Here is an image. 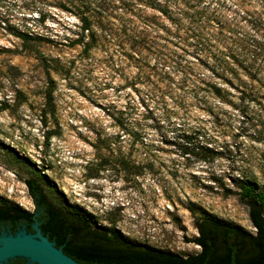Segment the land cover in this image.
<instances>
[{"label":"rangeland","instance_id":"374dc122","mask_svg":"<svg viewBox=\"0 0 264 264\" xmlns=\"http://www.w3.org/2000/svg\"><path fill=\"white\" fill-rule=\"evenodd\" d=\"M32 178L174 256L199 216L254 234L236 184L264 189V0H0V204L33 213Z\"/></svg>","mask_w":264,"mask_h":264},{"label":"trees","instance_id":"16d2710c","mask_svg":"<svg viewBox=\"0 0 264 264\" xmlns=\"http://www.w3.org/2000/svg\"><path fill=\"white\" fill-rule=\"evenodd\" d=\"M234 62L229 64L221 58L212 67L215 77L229 85L234 78L241 83L237 72L247 68L242 67V62ZM216 86L213 89L219 93L220 88ZM25 186L37 207L36 211L42 210L38 217L41 233L79 264H264V189L250 179L238 180L236 188L239 201L248 209L255 233L249 234L210 216H199L195 222L198 235L192 242L200 251L185 258L138 246L114 232L92 226L78 213L62 212L47 199L37 179L26 180ZM32 218L33 213L24 212L9 203L0 204V226L11 232H15L22 223L27 231H32ZM24 262L17 259L8 264Z\"/></svg>","mask_w":264,"mask_h":264},{"label":"water","instance_id":"95a60500","mask_svg":"<svg viewBox=\"0 0 264 264\" xmlns=\"http://www.w3.org/2000/svg\"><path fill=\"white\" fill-rule=\"evenodd\" d=\"M31 230L27 231L25 226L15 232L1 228L0 264L17 259L24 260V264H79L44 236L37 222L31 225Z\"/></svg>","mask_w":264,"mask_h":264},{"label":"flooded vegetation","instance_id":"af4514ba","mask_svg":"<svg viewBox=\"0 0 264 264\" xmlns=\"http://www.w3.org/2000/svg\"><path fill=\"white\" fill-rule=\"evenodd\" d=\"M33 202V201H32ZM33 206H34V212H33V218H32V222H31V224H30V228H31V225L33 224V223H35V222H37L38 223V228H39V225H40V221H38V217L40 216V213H41V209H39V211L37 212L36 211V209H37V207H36V205L33 203ZM21 226H25V224H20L17 228H16V230L18 229V228H20ZM3 226H0V228H2ZM25 228H26V226H25ZM40 229V228H39ZM27 230V229H26Z\"/></svg>","mask_w":264,"mask_h":264}]
</instances>
